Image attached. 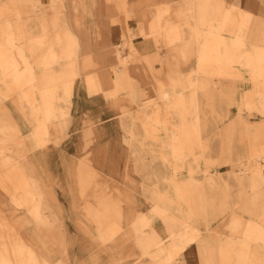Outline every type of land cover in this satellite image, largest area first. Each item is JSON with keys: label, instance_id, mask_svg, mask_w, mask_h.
<instances>
[{"label": "bare ground", "instance_id": "bare-ground-1", "mask_svg": "<svg viewBox=\"0 0 264 264\" xmlns=\"http://www.w3.org/2000/svg\"><path fill=\"white\" fill-rule=\"evenodd\" d=\"M18 1L0 0V264H121L131 233L143 240L139 264H185L193 245L203 264H264V17L242 0L150 8L139 28L172 32L160 39L169 51L138 55L128 28L107 89L67 27L50 34ZM143 64L154 95L133 74ZM82 93L117 98L108 121L144 166L134 171L151 206L129 227L130 188L108 169L120 154L93 143L115 124L89 127L84 152L65 151Z\"/></svg>", "mask_w": 264, "mask_h": 264}, {"label": "crops", "instance_id": "crops-1", "mask_svg": "<svg viewBox=\"0 0 264 264\" xmlns=\"http://www.w3.org/2000/svg\"><path fill=\"white\" fill-rule=\"evenodd\" d=\"M174 0H36V5L18 1V7L27 12H31L37 19L46 20L50 34L56 35L66 27L78 38L80 42L82 54H91L98 63L97 68L90 69L89 72L103 73L104 87L110 89L113 87V81L116 78L112 71V66L115 64L116 51L125 41V33L128 28L137 30L141 24L147 20L146 12L150 8H155L165 2H173ZM244 6L259 16L264 17V0H242ZM129 11H132L129 16ZM35 19V20H37ZM119 37V38H118ZM133 45L142 57L154 55L160 51V45L154 35H136L133 40ZM109 59V60H108ZM160 62L154 63V68H159ZM138 70L133 72L134 75L143 78V86L149 92L146 96L155 94V82L151 85L150 79L145 77V67L138 66ZM81 81V80H80ZM81 83H83L81 81ZM116 99H106L101 95L79 94L74 98L73 116L79 119L80 122L77 128L69 133L64 144L65 151L69 156H73L76 150L80 147L81 152H84L86 147V139L89 135H85L89 127L103 126L107 123L115 124V130L96 135L94 145L107 143L111 140L109 146L110 153L118 151V160H110L108 169L116 168L122 170V175L118 179L122 185L126 183L130 189L126 193L128 207L126 209V223L130 226L131 220L138 217L140 212L148 210L151 206L150 196L146 195L143 189V178L135 173L134 169L143 168L139 162H135L130 154V149L124 138L128 136L119 127L117 120L108 121L112 116V109ZM131 106L129 100H124V105ZM105 116V117H104ZM96 120L92 124L91 119ZM99 120V121H97ZM107 123L105 126H107ZM104 126V127H105ZM86 142V143H85ZM116 148L115 150L113 148ZM83 150V151H82ZM90 151V150H89ZM80 152V153H81ZM131 202V203H130ZM157 234L162 230L159 227L158 220L155 221ZM141 237H143L141 235ZM125 242H122V250L125 258L121 264H139L136 259L143 247V240L140 241L138 236L131 233ZM142 242V243H141ZM136 255V256H135ZM107 258V257H106ZM183 259L185 264H203L197 246L193 245L187 248L184 252ZM177 264H181L178 262Z\"/></svg>", "mask_w": 264, "mask_h": 264}, {"label": "rangeland", "instance_id": "rangeland-1", "mask_svg": "<svg viewBox=\"0 0 264 264\" xmlns=\"http://www.w3.org/2000/svg\"><path fill=\"white\" fill-rule=\"evenodd\" d=\"M162 10H163V8L159 6L158 9H157L156 11L159 12V11H162ZM146 27H147V26H146ZM153 28H154V31L151 32V35H154V36L157 38L159 45H160V42H161V40H162V39H161L162 37L173 35L172 32H164L163 28L159 27L158 25H155V24H154V25H153ZM135 33H136V35H138V34H141V35H147V32H144V30H143L142 28H138V29L135 31ZM160 39H161V40H160ZM161 51H163V52L169 51V48H168V47H163V48H161ZM161 51H159V52H161ZM156 54H157V53H156ZM156 54H154L153 56H155ZM147 57H148V56H147ZM143 66H144L146 69L149 68V66H148L147 64H143ZM194 66H195V61H194V60H191V61H189L188 63H186V65H184L183 68H184L185 71H189V70H191L192 68H194ZM150 75H151V77H149V79H150V82H151L150 84L152 85L153 82H155V79L153 78L152 73H150ZM154 84H155V83H154ZM233 112L236 113V112H237V109L234 108V111H233ZM228 169H229V167L226 166V165H220V166H218V170L221 171V173H223V174H225V173L228 171ZM226 177H228L227 173H226ZM228 215H229V214H227L225 218H228ZM225 227H226V226H224L223 224L220 225V228H221V229H225Z\"/></svg>", "mask_w": 264, "mask_h": 264}]
</instances>
